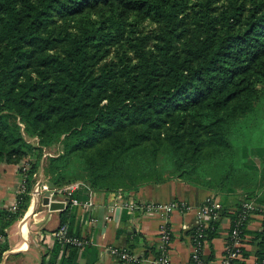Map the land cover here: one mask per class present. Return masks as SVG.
<instances>
[{"label": "trees", "instance_id": "16d2710c", "mask_svg": "<svg viewBox=\"0 0 264 264\" xmlns=\"http://www.w3.org/2000/svg\"><path fill=\"white\" fill-rule=\"evenodd\" d=\"M262 106L264 0H0V166L31 163L0 233L42 168L57 187L125 196L172 176L223 193L263 187L264 140L250 128ZM241 211L242 200L219 210L227 241ZM253 239L264 264V220Z\"/></svg>", "mask_w": 264, "mask_h": 264}, {"label": "crops", "instance_id": "0c3cea01", "mask_svg": "<svg viewBox=\"0 0 264 264\" xmlns=\"http://www.w3.org/2000/svg\"><path fill=\"white\" fill-rule=\"evenodd\" d=\"M24 160L1 164L0 207L10 209L16 203L20 165ZM42 179L47 180L43 168L38 180ZM240 191L251 194L256 208L247 225L245 253L241 254L236 264H256L259 246L253 235L254 231L263 227L264 186L251 188L248 192L238 189L223 193L172 176L164 181L145 183L127 197L140 201L184 199L191 204V208L185 212L176 210L168 214L173 229L169 264H193L192 229L197 224L198 206L212 195L223 207L234 210L242 200ZM75 195L81 200L92 199V205L87 208L62 201L64 205L51 208L43 202V197L39 202L31 198L25 213L6 228L7 236L0 233V243L9 244V248L0 256V264H126L111 251V247H127L142 257L143 264H155L154 259L160 255L158 237L161 215L144 212L142 208L129 210L119 201L118 191L93 189L86 182L75 190ZM215 219L217 227L206 239V254L210 264H221L231 216L219 212ZM210 220L207 218L206 221ZM64 223L68 225L70 233L88 238L89 242L79 248L60 241L54 232Z\"/></svg>", "mask_w": 264, "mask_h": 264}, {"label": "built area", "instance_id": "2783aa9c", "mask_svg": "<svg viewBox=\"0 0 264 264\" xmlns=\"http://www.w3.org/2000/svg\"><path fill=\"white\" fill-rule=\"evenodd\" d=\"M50 153V152H48ZM31 167V163L28 160L22 161L20 165V179L18 182L17 192L18 199L14 206L10 209L15 210L22 199L23 194L28 192V170ZM81 184H85L82 180L73 181L63 186H55L50 188L46 181L38 180L35 183L34 190L31 191V198L34 200H40L43 197L45 191H50V198L53 200H61L69 202L75 205H81L89 208L93 201L81 200L75 195V190L79 188ZM30 193V191H29ZM43 193V194H42ZM41 194V196H40ZM133 196V195H131ZM118 197L122 205L129 210H135L142 208L144 212L159 214L162 219L159 223V248L160 255L154 259L155 264H169L171 257L169 254V246L173 238V229L168 220V214L172 211L185 212L191 208V204L184 199H171L169 201H140L133 197H127L124 192L118 190ZM242 198V211L239 217L236 219L235 226L232 228L231 235L232 239L226 242L225 252L221 264H236V258L241 256V246L243 241L239 237V225L250 217L255 208L256 202L254 199L245 198L246 194H243ZM222 208V203L214 196H208L204 202L198 206L196 210V234L192 237V263L193 264H210L208 256L206 254V232L205 229L208 226L207 218H216L219 215V210ZM55 236L65 244L74 245L76 247H83L89 242L88 238L80 237L69 232L67 224H61L54 232ZM114 252L121 260L126 264H143L142 257L127 247H111ZM264 261V257H263Z\"/></svg>", "mask_w": 264, "mask_h": 264}, {"label": "rangeland", "instance_id": "374dc122", "mask_svg": "<svg viewBox=\"0 0 264 264\" xmlns=\"http://www.w3.org/2000/svg\"><path fill=\"white\" fill-rule=\"evenodd\" d=\"M146 25L148 27H150L151 24H150V22H147ZM254 122H256L255 125H253V124L250 125L252 138L264 140V110H263V106L261 107L260 114L258 113V115L254 118L252 123H254ZM245 134H248V132L245 131V129H240V137H244ZM53 150H55V149H53ZM32 190H34V189L30 190V194H31ZM242 192L240 191V193H242ZM40 196H41V194H40ZM39 201L40 200L38 199L36 202H39Z\"/></svg>", "mask_w": 264, "mask_h": 264}, {"label": "water", "instance_id": "95a60500", "mask_svg": "<svg viewBox=\"0 0 264 264\" xmlns=\"http://www.w3.org/2000/svg\"><path fill=\"white\" fill-rule=\"evenodd\" d=\"M46 182H47V184L49 185L50 188H54L55 187V184L50 179H47ZM49 195H50V191L49 190L45 191L44 196L42 198L43 202L45 204H48L51 208H56V207L64 205V202H62L60 200L50 199Z\"/></svg>", "mask_w": 264, "mask_h": 264}]
</instances>
